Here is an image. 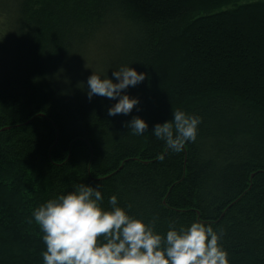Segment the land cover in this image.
<instances>
[{"label": "trees", "instance_id": "obj_1", "mask_svg": "<svg viewBox=\"0 0 264 264\" xmlns=\"http://www.w3.org/2000/svg\"><path fill=\"white\" fill-rule=\"evenodd\" d=\"M240 1L0 3V264H43L32 212L82 183L160 232L210 224L230 264H264V1ZM122 66L147 74L126 90L140 103L109 117L87 79ZM176 109L202 118L179 153L152 135Z\"/></svg>", "mask_w": 264, "mask_h": 264}, {"label": "clouds", "instance_id": "obj_2", "mask_svg": "<svg viewBox=\"0 0 264 264\" xmlns=\"http://www.w3.org/2000/svg\"><path fill=\"white\" fill-rule=\"evenodd\" d=\"M146 75L131 66L113 71L111 78L92 73L87 79V97L114 100L107 115L127 116L140 99L126 90L144 82ZM171 115V120L154 125L152 135L171 152L179 153L186 143L196 141L202 118L181 109ZM125 126L136 136L148 130L140 116H133ZM103 201L98 185L82 183L33 210L32 219L46 248L41 254L43 264H230L228 251L220 242L222 233L210 224L193 221L176 227L170 221L168 230L160 232L155 218L146 223L130 215L118 205L116 195L108 198L110 207Z\"/></svg>", "mask_w": 264, "mask_h": 264}, {"label": "rangeland", "instance_id": "obj_3", "mask_svg": "<svg viewBox=\"0 0 264 264\" xmlns=\"http://www.w3.org/2000/svg\"><path fill=\"white\" fill-rule=\"evenodd\" d=\"M10 1V0H9ZM261 1H264V0H241L240 2H239V5H247V4H250V3H252V2H255V3H257V2H261ZM4 2H7V0H0V3L3 5V3ZM234 5H230V6H228V7H226V9H224V10H230V9H233L234 7H233ZM111 43V42H110ZM187 45L185 44L184 46L183 45H181V49L182 50H186L187 49ZM168 58V57H167ZM168 60V59H167ZM169 63H171V60L168 62L167 61V63H166V65L168 64V65H170ZM89 75V74H88ZM90 76V75H89Z\"/></svg>", "mask_w": 264, "mask_h": 264}]
</instances>
